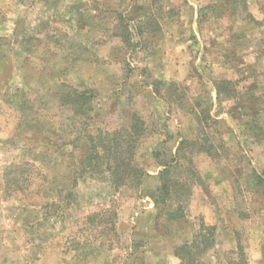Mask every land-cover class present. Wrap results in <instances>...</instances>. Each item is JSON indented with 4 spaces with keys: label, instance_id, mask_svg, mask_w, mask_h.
<instances>
[{
    "label": "rangeland",
    "instance_id": "1",
    "mask_svg": "<svg viewBox=\"0 0 264 264\" xmlns=\"http://www.w3.org/2000/svg\"><path fill=\"white\" fill-rule=\"evenodd\" d=\"M64 85L91 89L90 110L62 104ZM131 113L145 123L134 164L146 172L180 135L207 139L214 156L187 144L176 156L189 225L216 226L223 264L253 251L264 264V202L249 177L264 169V0H0V264H145L131 236L157 217L145 196L154 180L82 178L79 158L86 134ZM159 216L151 253L174 237Z\"/></svg>",
    "mask_w": 264,
    "mask_h": 264
},
{
    "label": "trees",
    "instance_id": "2",
    "mask_svg": "<svg viewBox=\"0 0 264 264\" xmlns=\"http://www.w3.org/2000/svg\"><path fill=\"white\" fill-rule=\"evenodd\" d=\"M139 30L141 29L139 28ZM123 32L116 35L120 37L122 42L132 46L133 44L130 42L131 37L128 30L124 29ZM214 86L216 98L219 99L220 93L224 91L222 87L226 86V81L224 79L215 80ZM225 92H227L226 89ZM89 97H95L91 89L78 90L71 85H64L63 90L59 94L61 103H68L73 106L76 112L75 114L78 116L84 115L86 109L90 110L87 104ZM203 117L199 118L198 121L201 122ZM203 128L204 126L201 127V129ZM144 130L145 123L143 119L137 113H131L128 123L125 125L114 128L112 131H102L97 137L94 134H86L82 139L84 146L82 154L79 157L83 166L81 169V177L83 178V173L92 175L103 174L114 187L128 185L133 188H140L147 172L134 164V156ZM186 144L190 147L193 146L198 153L205 152L208 156H214L212 147L207 143V139H200L198 137L193 141L182 139L179 141L172 158L159 162L165 166L158 172L159 185L153 191L148 192L147 195L153 200L156 212L159 215L162 214L167 221H178L186 217L185 194L182 190L187 187L189 191V187L183 182L182 178L179 180L173 176V172L177 168L178 163L176 156L180 151L185 150L184 145ZM192 174L193 178H196L195 176L197 174L194 175L193 171ZM249 177H251L250 181L253 186L260 191L264 202V169L261 171H251ZM71 196L72 192H69L68 197ZM94 218H96V215L93 214L87 218L89 220L88 225L92 228L98 225L95 223ZM214 243L215 227L200 222L193 233L192 241L177 245L175 253L181 260L180 264H194L197 255L204 253ZM239 251V253H242L240 248Z\"/></svg>",
    "mask_w": 264,
    "mask_h": 264
},
{
    "label": "crops",
    "instance_id": "3",
    "mask_svg": "<svg viewBox=\"0 0 264 264\" xmlns=\"http://www.w3.org/2000/svg\"><path fill=\"white\" fill-rule=\"evenodd\" d=\"M3 67H5V66H3ZM1 70H3V69H1ZM16 89H17V87H16ZM214 89H215V86H214ZM214 91L216 93V90H214ZM150 93L152 95H155V92H154L153 89L150 90ZM197 134H198V132L196 134L191 135V136L190 135L189 136L186 135V136L183 137V136L180 135L178 141H181L182 139H185L187 141H191V140L193 141V140H195L197 138ZM178 143H177V145H178ZM176 148H177V146L174 148V151H173L172 155H174V153L176 152ZM199 153H202L200 155L201 157H206V156L209 157L207 155V153H205V152H199ZM164 167H165L164 165H161L158 162L156 164L155 169L153 171H151V172L147 171V175L145 176L141 187H145L144 186V182H145L146 178L149 177V178L154 180V184L151 187L145 188V189H147L148 192L153 191L159 185L158 172L160 170H162ZM207 171H209V170H207ZM196 183H198V182H195L193 185H195ZM145 196H146V200L148 202L147 208L149 209V211H150L151 208H153V210H155V205H154V202L151 199V197L149 195H147V194ZM155 215L157 217H160L159 214L156 212V210H155ZM157 217L154 216L155 219ZM154 218H153V220L151 218L152 221H151V223H148L147 226H145V227L144 226L143 227H137L136 229L134 228L133 232H132V236H131L132 239L131 240L132 241L145 242V245L143 246L144 248L141 247V252L145 251L144 253H141L142 256H143V259L145 261V264H162L161 262H158L159 259L162 258V257L168 258L167 259V263H165V264H180L181 260L175 253L176 246L179 245V244L186 243V242L190 243L192 241L193 233H194L196 227L189 225L190 221H189V218H188L187 215H186V217H184L183 219H180L178 221H172V220L171 221H167V219L164 218L163 220H165V222L172 223V225L174 226V237H171L170 242L167 243V244L162 240V243H163V245H165V247H161L160 251H163V252L151 253V252H149V250H151L150 243L152 242V240H154V242L156 241V237H152L154 235L151 234L152 233V228H153L152 224H153V222L155 220ZM187 225H189L188 229H187ZM214 227H215V234L218 236V229H216L215 225H214ZM220 242L221 241H216L215 240L214 245L211 246L210 248H208L204 253H202L204 257L211 259L210 262L212 264H223V262L219 258V251H221V249H223L221 247L222 246L221 245L222 242L221 243ZM224 245L225 244L223 243V246ZM128 248H129V251L132 252V250H130V247H128ZM253 252L254 253L251 254L252 255L251 261L249 259V263L248 264H259L258 256L255 253V251H253ZM129 255H130V252H129ZM199 260H201V258Z\"/></svg>",
    "mask_w": 264,
    "mask_h": 264
}]
</instances>
